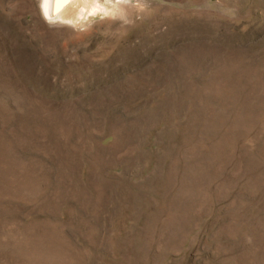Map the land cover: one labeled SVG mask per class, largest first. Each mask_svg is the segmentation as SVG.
Here are the masks:
<instances>
[{
  "label": "rangeland",
  "instance_id": "rangeland-1",
  "mask_svg": "<svg viewBox=\"0 0 264 264\" xmlns=\"http://www.w3.org/2000/svg\"><path fill=\"white\" fill-rule=\"evenodd\" d=\"M88 1L0 0V264H264V0Z\"/></svg>",
  "mask_w": 264,
  "mask_h": 264
},
{
  "label": "bare ground",
  "instance_id": "bare-ground-1",
  "mask_svg": "<svg viewBox=\"0 0 264 264\" xmlns=\"http://www.w3.org/2000/svg\"><path fill=\"white\" fill-rule=\"evenodd\" d=\"M87 0H42L41 10L48 17H57L60 20H73L71 15L74 13L78 16L82 15V12H87L88 14L94 13L96 11H104L100 6H85ZM91 5V4H90ZM104 8V7H103Z\"/></svg>",
  "mask_w": 264,
  "mask_h": 264
},
{
  "label": "snow or ice",
  "instance_id": "snow-or-ice-1",
  "mask_svg": "<svg viewBox=\"0 0 264 264\" xmlns=\"http://www.w3.org/2000/svg\"><path fill=\"white\" fill-rule=\"evenodd\" d=\"M64 2H67V0H64Z\"/></svg>",
  "mask_w": 264,
  "mask_h": 264
}]
</instances>
